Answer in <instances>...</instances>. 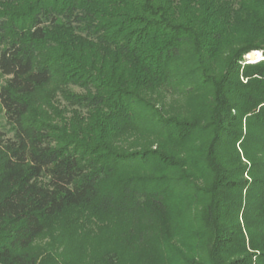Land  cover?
<instances>
[{"label": "trees", "instance_id": "16d2710c", "mask_svg": "<svg viewBox=\"0 0 264 264\" xmlns=\"http://www.w3.org/2000/svg\"><path fill=\"white\" fill-rule=\"evenodd\" d=\"M51 230L264 264V0H0V264Z\"/></svg>", "mask_w": 264, "mask_h": 264}, {"label": "rangeland", "instance_id": "374dc122", "mask_svg": "<svg viewBox=\"0 0 264 264\" xmlns=\"http://www.w3.org/2000/svg\"><path fill=\"white\" fill-rule=\"evenodd\" d=\"M70 89L74 92L82 91L77 86H71ZM34 99L40 100L37 102L36 109L43 111V107L39 106L43 101L42 96L38 93L33 96ZM58 100H60L59 96ZM54 105L60 106L61 104L54 99ZM57 232L48 231L28 250L29 253L37 256L38 264H87L92 254H97L101 249L114 244L112 242L113 238H104L98 235L97 232L95 235H90L91 237L88 240H83V245L80 242L82 241V235L76 236L71 233L62 235L60 239V234Z\"/></svg>", "mask_w": 264, "mask_h": 264}]
</instances>
